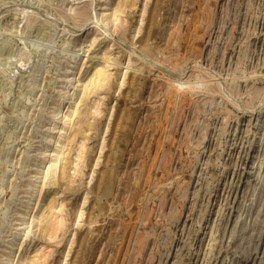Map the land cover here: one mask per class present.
Masks as SVG:
<instances>
[{
	"label": "rangeland",
	"instance_id": "rangeland-1",
	"mask_svg": "<svg viewBox=\"0 0 264 264\" xmlns=\"http://www.w3.org/2000/svg\"><path fill=\"white\" fill-rule=\"evenodd\" d=\"M0 264H264V0H0Z\"/></svg>",
	"mask_w": 264,
	"mask_h": 264
},
{
	"label": "bare ground",
	"instance_id": "bare-ground-1",
	"mask_svg": "<svg viewBox=\"0 0 264 264\" xmlns=\"http://www.w3.org/2000/svg\"><path fill=\"white\" fill-rule=\"evenodd\" d=\"M183 85V84H182ZM69 162L70 161H68V160H66V162H65V166H64V168H63V170H62V179L64 178L65 179V171H66V168H67V166L69 165ZM50 205H51V203H49ZM50 207V206H49Z\"/></svg>",
	"mask_w": 264,
	"mask_h": 264
}]
</instances>
